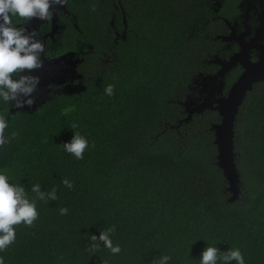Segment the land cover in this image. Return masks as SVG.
I'll use <instances>...</instances> for the list:
<instances>
[{
    "label": "trees",
    "instance_id": "16d2710c",
    "mask_svg": "<svg viewBox=\"0 0 264 264\" xmlns=\"http://www.w3.org/2000/svg\"><path fill=\"white\" fill-rule=\"evenodd\" d=\"M239 2L221 0L216 12L215 0H68L58 53L77 54L79 86L58 85L32 110L9 106L6 134L16 135L0 150V170L23 184L39 215L14 226L15 242L0 252L5 264H156L162 255L199 264L207 244L264 264V80L235 119V199L219 164L220 112L187 120L190 87L215 71L221 17ZM73 126L89 140L80 160L62 148ZM34 184L57 199L39 200ZM108 228L121 252L91 251V236Z\"/></svg>",
    "mask_w": 264,
    "mask_h": 264
},
{
    "label": "clouds",
    "instance_id": "9594fccd",
    "mask_svg": "<svg viewBox=\"0 0 264 264\" xmlns=\"http://www.w3.org/2000/svg\"><path fill=\"white\" fill-rule=\"evenodd\" d=\"M64 4L65 0H0V104L7 106L4 111H0V150L16 135L14 132L10 136L6 134L10 121L9 106L22 109L36 103L41 78L39 75H34L33 70L43 68L44 59L48 58L44 40L38 38L40 36L35 30L28 32L24 25L32 19L48 21L54 15L53 8L62 7ZM49 90L51 91V88ZM105 94L112 96L114 86H106ZM187 104L192 107L188 100L186 108ZM62 148L80 160L84 158L85 150L89 148V140L74 130L73 138L70 142L64 143ZM62 182L69 189L73 187L67 179ZM31 192L35 193L39 200L57 199L55 189L44 192L39 184L32 185ZM60 213L66 215L68 209L61 208ZM38 215L36 199H29L23 184L11 182L7 171L0 170V252L15 242V225L23 223L25 226H32ZM114 230L108 228L100 231L98 238L92 235L91 251L95 252L100 247H104L113 255L119 254L121 247L119 244H114L111 238ZM170 259V256L162 255L156 264H169ZM233 262L246 264L239 248H229L221 252L217 246L208 244L199 259V264H233ZM0 264H5L2 256H0Z\"/></svg>",
    "mask_w": 264,
    "mask_h": 264
},
{
    "label": "flooded vegetation",
    "instance_id": "af4514ba",
    "mask_svg": "<svg viewBox=\"0 0 264 264\" xmlns=\"http://www.w3.org/2000/svg\"><path fill=\"white\" fill-rule=\"evenodd\" d=\"M214 4L215 10L218 12L221 7V0H215ZM237 7V12L232 13L231 17H221L225 22V27L223 32L217 36L220 49L210 60V62L214 64V67H216L215 71L200 75L206 76L208 79L219 81L221 87L218 88L221 89V93L216 94L213 92L208 99L198 101L195 105H192V107L199 105L205 100L227 96V94H223V91L228 80L230 81V75H232L233 72L238 74L232 83L233 85L245 71L242 62L238 61L229 68L225 74H219L224 66L222 62H228L240 53L245 54V57L248 56L249 59L255 63L261 59L262 50L264 48V0H240ZM52 11L54 15L48 21L32 19L24 25L28 32L35 30L40 36L38 38L43 39L46 44V55L48 58L44 59L43 68L33 70L34 75L40 76V89L43 88L37 96V103L56 91L58 85H60L62 90H66L64 87L67 88L70 84L76 85L75 88L67 91L75 90L79 86L76 81L82 79V74L79 73L76 68L80 61L79 58H77V54L75 52L58 53L60 45L63 44L61 32L66 27L65 18L70 17L72 14L69 9L68 0H65V4L62 7L53 8ZM57 59L60 60L57 61ZM72 67L75 68L74 76H72ZM78 75L81 76L79 77ZM65 82H69V84L67 85ZM48 87L51 88V91ZM40 96L42 98H40Z\"/></svg>",
    "mask_w": 264,
    "mask_h": 264
},
{
    "label": "water",
    "instance_id": "95a60500",
    "mask_svg": "<svg viewBox=\"0 0 264 264\" xmlns=\"http://www.w3.org/2000/svg\"><path fill=\"white\" fill-rule=\"evenodd\" d=\"M244 55L245 54L240 53L234 56L230 61L222 62L224 66L219 72V74L222 75L238 61H241L245 67V71L232 85L227 96L205 100L193 107H189L187 104V109L189 111L187 120L192 117L193 113L201 112L207 108L218 110L222 116L221 123L216 124L214 129L216 143L219 149V164L223 168L224 174L230 183V190L233 192L232 199L237 197V185L239 182V172L236 167L234 152L235 119L247 92L253 89L256 82L264 80V48L260 61L256 63L252 62L248 56L245 57ZM59 60L60 59H57V61ZM71 71L72 76H74L75 68L72 67ZM78 76L80 77L81 75Z\"/></svg>",
    "mask_w": 264,
    "mask_h": 264
},
{
    "label": "rangeland",
    "instance_id": "374dc122",
    "mask_svg": "<svg viewBox=\"0 0 264 264\" xmlns=\"http://www.w3.org/2000/svg\"><path fill=\"white\" fill-rule=\"evenodd\" d=\"M67 85L69 84V82H65ZM41 84V82H40ZM76 85H69L67 88L64 87V89L69 90L72 88H75ZM218 87H221V84L219 81H215L214 79H208V77L206 76H200V77H196L194 79L193 84L190 87L191 90V94L188 97V102L190 103V105H195L198 101H201L203 99H208L209 96L212 95V93H221V89H219ZM43 89V88H41ZM40 89V90H41ZM40 94V92H39ZM218 94V95H219ZM38 96V95H37ZM37 104V101L34 105H32L31 107H27L25 106L22 109H27V110H32L35 108ZM17 109V108H15Z\"/></svg>",
    "mask_w": 264,
    "mask_h": 264
}]
</instances>
